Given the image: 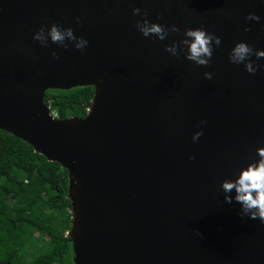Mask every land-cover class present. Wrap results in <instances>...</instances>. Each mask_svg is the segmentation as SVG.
<instances>
[{"label":"water","instance_id":"1","mask_svg":"<svg viewBox=\"0 0 264 264\" xmlns=\"http://www.w3.org/2000/svg\"><path fill=\"white\" fill-rule=\"evenodd\" d=\"M142 19L180 31L145 38ZM52 23L88 45L32 39ZM200 27L221 39L207 66L179 43ZM240 41L264 50L259 0H0V130L67 171L73 264H264V224L220 189L264 147V58L230 63ZM86 86L84 117L51 118L46 90Z\"/></svg>","mask_w":264,"mask_h":264},{"label":"trees","instance_id":"2","mask_svg":"<svg viewBox=\"0 0 264 264\" xmlns=\"http://www.w3.org/2000/svg\"><path fill=\"white\" fill-rule=\"evenodd\" d=\"M92 96L91 86L49 89L44 102L61 119L82 118ZM67 187L68 173L58 163L0 130V264H73ZM44 237L47 245L40 248ZM31 246L35 254L27 261Z\"/></svg>","mask_w":264,"mask_h":264},{"label":"clouds","instance_id":"3","mask_svg":"<svg viewBox=\"0 0 264 264\" xmlns=\"http://www.w3.org/2000/svg\"><path fill=\"white\" fill-rule=\"evenodd\" d=\"M259 2L264 4V0H259ZM132 14H141V10L133 8ZM141 15L146 16L147 13L145 12ZM245 19L258 22L260 17L253 13H248ZM76 20L79 22L80 18L77 17ZM135 27L143 37L148 38L151 36L160 41H163L169 35V32L180 31L174 24L166 28L163 24L149 22L147 19L138 20ZM248 30V28L244 29L245 32ZM183 35L186 39H182L179 43L182 46H186L184 58L197 65L207 66L212 57L213 45L219 46L221 43L220 37L206 31L203 27L185 29ZM32 39L38 41L41 46H47L50 40L52 43L64 48L68 46L65 44V39H67L70 42H74L73 46L75 49L81 51L88 45V40L75 36L71 28H61L55 23L48 26L46 33L45 29L41 27L33 34ZM177 48V43L173 41L171 45H165L164 50L172 56H178ZM180 50L184 51V48ZM50 54L53 59L57 58L55 51ZM252 55H255L257 59L264 58V50H254L246 42L240 41L232 47L228 59L233 64L239 65L243 63L246 72L255 74L257 66L254 61L249 59ZM203 76L206 80H210L212 73L205 72ZM200 123L203 124L205 121ZM201 135L202 130L195 132L192 135V141H197ZM255 151L258 159L248 163L246 167H241L238 174H234V179H224L220 183V189L224 194L223 200L225 203L239 204L238 215L247 216L252 220L258 219L261 224H264V147H257ZM189 159H194V157L190 156Z\"/></svg>","mask_w":264,"mask_h":264},{"label":"rangeland","instance_id":"4","mask_svg":"<svg viewBox=\"0 0 264 264\" xmlns=\"http://www.w3.org/2000/svg\"><path fill=\"white\" fill-rule=\"evenodd\" d=\"M36 236L37 235H35V237ZM34 239H36V238H34ZM46 242H47V238L44 237L40 242H37V246L40 248L45 247L47 245ZM32 248L33 247L31 246V248L29 247L28 249H26V260L27 261L31 260L35 254L34 252H32L33 251Z\"/></svg>","mask_w":264,"mask_h":264},{"label":"built area","instance_id":"5","mask_svg":"<svg viewBox=\"0 0 264 264\" xmlns=\"http://www.w3.org/2000/svg\"><path fill=\"white\" fill-rule=\"evenodd\" d=\"M45 105L47 106V108L49 110V115L51 116V118L58 119L59 116L55 110L51 109L50 102L45 103Z\"/></svg>","mask_w":264,"mask_h":264}]
</instances>
